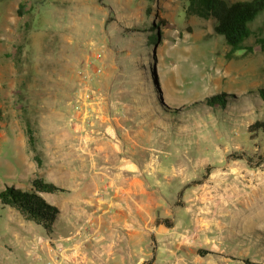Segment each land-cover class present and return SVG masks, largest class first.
<instances>
[{"label":"rangeland","instance_id":"rangeland-1","mask_svg":"<svg viewBox=\"0 0 264 264\" xmlns=\"http://www.w3.org/2000/svg\"><path fill=\"white\" fill-rule=\"evenodd\" d=\"M149 3L0 1V46L9 45V80L0 88V190L19 184L24 172L55 170L58 149L68 162L69 141L79 137L69 122L75 70L102 49L94 84L105 93L103 103L108 93L122 101L135 124V147L121 155L133 151L129 161L142 170L184 171L173 178L183 188L180 195L174 191V206L206 222L203 247L196 249L205 264H264V130H248L253 120H264V49L226 57L229 47L213 33V19L185 16L182 0H155L148 15ZM160 20L152 44L145 26ZM255 20L253 26L264 24V8ZM12 61L14 88L7 90ZM221 92L224 109L206 105L205 97ZM24 113L35 122L39 166ZM106 117L114 121L117 114L102 113ZM40 231L0 202V264H44L48 253L29 251L26 243Z\"/></svg>","mask_w":264,"mask_h":264},{"label":"crops","instance_id":"crops-1","mask_svg":"<svg viewBox=\"0 0 264 264\" xmlns=\"http://www.w3.org/2000/svg\"><path fill=\"white\" fill-rule=\"evenodd\" d=\"M3 44L0 46V88L4 79L9 80V61L5 57L9 45ZM10 68L7 90L14 88L13 61ZM124 106L122 101L106 94V103L100 111L107 114L114 110L116 120L110 121L107 117L96 120L95 133L90 139L78 137L77 141H69L70 154L64 156L68 162H63L58 147L54 148L58 149L53 162L55 170L21 174L16 187L26 188L32 178L41 176L64 189L40 193L59 212L50 233L42 229V234L27 240L29 251L39 248L47 252L44 264L47 261L48 264H205V257L196 249L203 247L199 246L205 241L201 237V223L206 222L174 206V191L180 192L183 188L173 178L182 176L184 171L142 170L129 161L133 151L127 156L121 155L131 145L135 147L136 142L131 132L135 124L129 122L132 118L126 116ZM127 112L131 114L132 110ZM138 139L136 149H141V139ZM163 218L170 225L162 222ZM47 238L56 246L68 249L69 260L54 258L48 250Z\"/></svg>","mask_w":264,"mask_h":264},{"label":"trees","instance_id":"trees-1","mask_svg":"<svg viewBox=\"0 0 264 264\" xmlns=\"http://www.w3.org/2000/svg\"><path fill=\"white\" fill-rule=\"evenodd\" d=\"M147 1L150 3L147 6L146 13L150 15L152 13L151 3L155 0ZM21 5L19 4L17 8V12L20 14L22 13ZM263 8L264 0H182V12L185 16L214 20L213 33L220 35L223 42L229 47L225 53L226 57L233 56L236 50L249 53L254 50L255 46H258L261 50L264 49V24L253 26L254 22L257 21L255 20L256 16L259 15ZM159 23H162V21L149 23L145 26L149 30L147 40L152 44L157 40V26ZM155 85L159 89L157 80H155ZM259 90L264 95V87ZM225 95V92L216 93L205 97L204 102L214 110L216 107L224 109L227 104ZM22 119L29 149L33 153L34 161L39 166L41 159L39 151L35 147V122H32L31 116L26 113L22 114ZM258 129L264 130V120L255 119L248 125L250 132ZM58 191H64V189L53 182L46 181L41 176H35L29 181L26 188L22 189L10 185L1 189L0 202L3 205L14 208L23 218L35 225H39L46 233H50L54 228L59 209L47 203L40 193ZM180 193L181 191L179 195ZM161 221L170 225L167 218H163ZM246 261L248 264H260L250 260Z\"/></svg>","mask_w":264,"mask_h":264},{"label":"built area","instance_id":"built-area-1","mask_svg":"<svg viewBox=\"0 0 264 264\" xmlns=\"http://www.w3.org/2000/svg\"><path fill=\"white\" fill-rule=\"evenodd\" d=\"M102 53L103 50L98 49L75 70L76 87L72 97L69 122L77 127L81 139L92 137L95 133L94 122L102 117L100 107L105 100V93L94 84V80L102 72L101 64L97 63ZM47 245L54 258L69 260L68 249L56 246L51 238H47ZM46 263L48 264L49 261Z\"/></svg>","mask_w":264,"mask_h":264}]
</instances>
